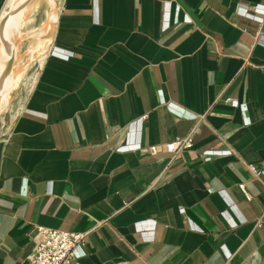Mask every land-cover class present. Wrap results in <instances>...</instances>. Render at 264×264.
Wrapping results in <instances>:
<instances>
[{"label":"crops","instance_id":"crops-1","mask_svg":"<svg viewBox=\"0 0 264 264\" xmlns=\"http://www.w3.org/2000/svg\"><path fill=\"white\" fill-rule=\"evenodd\" d=\"M56 7L0 136V264L39 228L84 233L67 264H264V0Z\"/></svg>","mask_w":264,"mask_h":264},{"label":"rangeland","instance_id":"rangeland-1","mask_svg":"<svg viewBox=\"0 0 264 264\" xmlns=\"http://www.w3.org/2000/svg\"><path fill=\"white\" fill-rule=\"evenodd\" d=\"M59 1L60 0H54L56 6ZM19 4L24 5L20 12L22 22L19 31L12 36V41L17 45V51L15 52L14 60L11 58L6 60L4 69L7 68L8 65L15 63L14 69L21 71L19 73V76L21 74V78L19 77L17 83L10 87L7 104H5V106L3 105L0 109V136L7 131L11 121L15 117L19 101H21L27 89V81L35 73L39 56L45 50L43 49L35 52L36 49H34L33 54L28 51L33 38L36 36V31L41 30L37 34L38 37L49 40V35L53 29V22L46 18L47 14L51 11L50 4L47 0H6L2 12L4 8L8 9V5L11 7Z\"/></svg>","mask_w":264,"mask_h":264},{"label":"built area","instance_id":"built-area-1","mask_svg":"<svg viewBox=\"0 0 264 264\" xmlns=\"http://www.w3.org/2000/svg\"><path fill=\"white\" fill-rule=\"evenodd\" d=\"M225 101L232 106L237 105L236 99L227 97ZM191 147L192 137L185 135L156 146H149L146 152L150 155L167 156ZM83 239V232L39 228L33 239L31 251L26 256L27 262L28 264H67L72 259L75 245L82 243Z\"/></svg>","mask_w":264,"mask_h":264},{"label":"bare ground","instance_id":"bare-ground-1","mask_svg":"<svg viewBox=\"0 0 264 264\" xmlns=\"http://www.w3.org/2000/svg\"><path fill=\"white\" fill-rule=\"evenodd\" d=\"M50 4L51 11L47 14V19L54 22L56 17V4L54 0H47ZM24 7L23 4L17 6H9L8 9L4 8L1 19H0V109L7 104L8 91L10 87L17 83L19 77L21 78V71L14 69L15 63L8 65L4 69L6 60L11 58L15 59V52L17 51V45L12 41V36L14 33L19 31L21 26L22 18L20 17V12ZM47 24V23H46ZM49 26V25H48ZM48 29V28H47ZM41 31V30H40ZM36 31V36L33 38L30 48L28 49L31 54L33 50L35 52L45 49L47 47L49 40L46 38L38 37V32ZM42 56V55H41ZM42 58V57H41ZM40 58V59H41ZM40 61V60H39Z\"/></svg>","mask_w":264,"mask_h":264}]
</instances>
